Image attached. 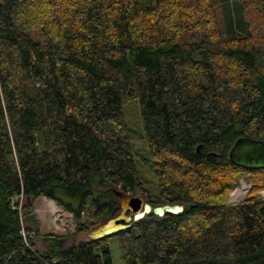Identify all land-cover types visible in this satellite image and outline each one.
<instances>
[{
    "label": "trees",
    "instance_id": "1",
    "mask_svg": "<svg viewBox=\"0 0 264 264\" xmlns=\"http://www.w3.org/2000/svg\"><path fill=\"white\" fill-rule=\"evenodd\" d=\"M132 99L148 204L181 211L66 246L39 234V198L75 236L118 214L114 191L140 188ZM241 137L264 139V0H0V264H112L114 236L121 264H264V201L223 202L264 174L229 163Z\"/></svg>",
    "mask_w": 264,
    "mask_h": 264
},
{
    "label": "rangeland",
    "instance_id": "2",
    "mask_svg": "<svg viewBox=\"0 0 264 264\" xmlns=\"http://www.w3.org/2000/svg\"><path fill=\"white\" fill-rule=\"evenodd\" d=\"M123 112L127 129L130 134L131 147L136 166V174L140 184V188H138L131 195L139 193L144 203H148V200H152V202H154V198L156 196V187L154 186V177L152 172L153 164L145 146L142 122L139 117L138 105L136 100L132 99L125 101L123 103ZM262 182H264V174L256 175V178L253 180H250L246 175L238 176L236 179V183L232 187V189L237 188L239 192L241 191V189H244L245 192L239 198L240 200L237 199L228 203L227 200L232 189L226 191L223 199L224 204H238L245 198L250 196H255L256 198H260L262 200V198L264 197V184L263 186H261ZM253 186L259 189L257 191H252ZM18 202L21 203V199H18ZM49 202H51L50 204L54 206L55 212L49 211L47 207V203ZM32 212L34 219L39 224V234L43 235L53 233L63 236L66 235V240H64V243L62 244L63 246L68 245L71 241L86 239V233L91 229L90 228L86 231H81L75 236H71L72 230L75 225L74 221L72 222L71 215L63 212L61 209L56 207V205L51 200H47L45 198H39L33 202ZM35 240L36 246L39 245L37 243L38 239L35 238ZM119 244L120 243L118 241V238H116L115 236L114 238L108 240L112 264H121V259L118 251Z\"/></svg>",
    "mask_w": 264,
    "mask_h": 264
},
{
    "label": "water",
    "instance_id": "3",
    "mask_svg": "<svg viewBox=\"0 0 264 264\" xmlns=\"http://www.w3.org/2000/svg\"><path fill=\"white\" fill-rule=\"evenodd\" d=\"M227 159L231 165L241 169L263 170L264 139L237 138L227 152ZM113 194L119 204L118 214L91 228L86 233L87 239L96 240L113 236L117 232L130 227L134 222L141 220L149 213L161 217L165 213L176 214L181 211V207L178 205L151 207L148 203L143 202L139 193L129 195L116 190Z\"/></svg>",
    "mask_w": 264,
    "mask_h": 264
},
{
    "label": "built area",
    "instance_id": "4",
    "mask_svg": "<svg viewBox=\"0 0 264 264\" xmlns=\"http://www.w3.org/2000/svg\"><path fill=\"white\" fill-rule=\"evenodd\" d=\"M244 189H241V191L239 192L237 188H234L230 191L229 193V197L227 202L230 203L232 201H235L237 199H239L241 197V195L244 194ZM240 200V199H239ZM262 200L264 201V197L262 198ZM230 205V204H229Z\"/></svg>",
    "mask_w": 264,
    "mask_h": 264
},
{
    "label": "bare ground",
    "instance_id": "5",
    "mask_svg": "<svg viewBox=\"0 0 264 264\" xmlns=\"http://www.w3.org/2000/svg\"><path fill=\"white\" fill-rule=\"evenodd\" d=\"M51 202L47 203V207L49 209L50 212H55V208L52 204H50ZM44 207V206H43ZM42 208V207H41ZM46 209V208H45Z\"/></svg>",
    "mask_w": 264,
    "mask_h": 264
}]
</instances>
